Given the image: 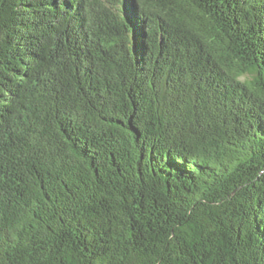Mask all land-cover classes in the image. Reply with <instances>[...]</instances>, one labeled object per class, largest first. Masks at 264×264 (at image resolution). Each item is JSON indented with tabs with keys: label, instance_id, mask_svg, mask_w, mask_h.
Wrapping results in <instances>:
<instances>
[{
	"label": "trees",
	"instance_id": "trees-1",
	"mask_svg": "<svg viewBox=\"0 0 264 264\" xmlns=\"http://www.w3.org/2000/svg\"><path fill=\"white\" fill-rule=\"evenodd\" d=\"M263 71L264 0H0V264H264Z\"/></svg>",
	"mask_w": 264,
	"mask_h": 264
},
{
	"label": "bare ground",
	"instance_id": "bare-ground-1",
	"mask_svg": "<svg viewBox=\"0 0 264 264\" xmlns=\"http://www.w3.org/2000/svg\"><path fill=\"white\" fill-rule=\"evenodd\" d=\"M129 11V10H128ZM133 25V24H132ZM135 47H137V46H135ZM136 49V48H135ZM142 58V57H141ZM262 64H263V61H262ZM264 72V71H263Z\"/></svg>",
	"mask_w": 264,
	"mask_h": 264
}]
</instances>
